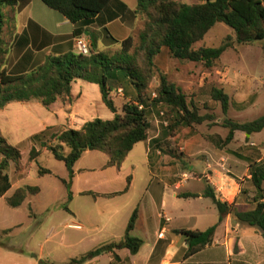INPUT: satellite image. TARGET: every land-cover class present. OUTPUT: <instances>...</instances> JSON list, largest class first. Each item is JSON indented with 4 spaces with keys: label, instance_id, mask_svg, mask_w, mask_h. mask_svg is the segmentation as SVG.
<instances>
[{
    "label": "trees",
    "instance_id": "obj_1",
    "mask_svg": "<svg viewBox=\"0 0 264 264\" xmlns=\"http://www.w3.org/2000/svg\"><path fill=\"white\" fill-rule=\"evenodd\" d=\"M25 0H0V110L14 102L29 103L38 101L50 110L58 102L70 101L72 86L78 80L99 86L102 102L114 114L112 120L95 118L87 121L80 129H66L54 134L53 144L44 143L52 127L31 137V141L41 142L42 146L54 158L64 163L70 180L61 179L67 189L68 202L62 207L69 212L68 203L73 198L71 184L74 178V166L88 151H99L109 158L107 167L121 169L134 147L148 140L150 121L149 112L162 106L169 119L167 131L172 136L182 128L193 129L209 121L208 115H201L200 109L175 84L168 75L161 72L156 59L166 48L177 60L203 63L212 68L230 47L224 43L218 48L194 46L201 42L217 24H224L233 31L240 45L264 43V0H206L200 4H187L183 0H138L135 15L144 20L143 28L126 40L120 42L108 35L111 45H119L115 53L94 51L88 56L67 53L60 56H48L46 61L29 70L19 71L17 67L8 69V54L15 41L17 9ZM50 9L62 14L74 25H90L102 14L113 0H40ZM83 35L76 30L75 38ZM158 76L160 87L158 96L152 99L147 90L152 77ZM128 82L136 92L134 101L125 103L119 113L111 94ZM211 97L221 104L225 115L230 109V98L222 89L214 88ZM229 133L225 144H231L237 132L248 137L264 131V115L250 122L240 123L225 120ZM165 155L172 152L159 146ZM233 152V151H232ZM237 158L246 162L249 168V182L255 194L250 209H241L240 198L233 204L222 202L215 191L207 185L203 197L211 199L219 212L218 223L206 231H178L188 245L187 256H193L200 250L210 247L219 224L226 216H231L239 225L255 228L264 238V156L244 155L233 152ZM41 150L35 146L29 153V161L37 160ZM22 160L21 151L10 144L0 129V197H4L12 188L9 170L12 165L19 170ZM41 176L52 171L40 168ZM131 177L126 188L119 193L98 194L90 192L93 198H114L129 191ZM40 188L25 186L16 190L7 199L11 208H19L29 196H36ZM244 194L247 195V192ZM184 198H198L197 193L183 195ZM138 218L136 209L128 223L124 240L120 246L131 254L139 252L143 245L141 239L131 236ZM115 244L104 245L88 252L70 264H85L104 254L113 253Z\"/></svg>",
    "mask_w": 264,
    "mask_h": 264
},
{
    "label": "crops",
    "instance_id": "obj_2",
    "mask_svg": "<svg viewBox=\"0 0 264 264\" xmlns=\"http://www.w3.org/2000/svg\"><path fill=\"white\" fill-rule=\"evenodd\" d=\"M137 6L138 0H113L109 7L90 25L84 26L82 23L72 24L62 14L50 9L40 0H25L17 9V28L15 41L8 54V69L12 70L17 67L21 72L43 64L50 55L77 53L74 36L76 30L83 31L82 36L89 40L94 51L116 50L120 46L111 45L107 33L122 42L138 31L141 19L134 14ZM79 81L81 80L72 86L71 102L66 101V105L72 112L67 114L63 112L64 110L58 109L63 112V115L60 116L54 109L55 118L63 117L73 126L78 125L76 129H80L87 122L82 120L77 124L75 121L77 119L75 110L77 101L83 99L84 95ZM75 86L82 89L81 92L77 93ZM133 93L130 90L129 95ZM58 102L63 105L62 100ZM58 107H61L60 104ZM155 124H158L157 120ZM53 125L50 122L44 124L40 132ZM155 126H157L156 129L151 125L148 140L134 147L121 169L108 168L106 166L109 161L108 156L99 151L86 152L75 164L74 178L71 184L73 198L68 203L69 212H67L74 217L72 226L75 231L67 239L66 248L70 251L68 258H65L68 259L67 261L65 259L57 261L53 258L58 254L56 251H59V247L64 245L62 241L52 240L55 245L54 251L47 252L43 247L35 248L31 244L25 249H21L3 239L0 241V264H70L72 260L79 259L88 252L110 244L116 245L113 253L101 255L85 264H234L236 254L239 257V260L235 261L237 264H264V242L261 239V234L255 228L239 225L231 216H226L219 224L214 242L210 247L200 250L193 256H187L188 245L178 231H206L218 223L219 212L214 204L209 207L205 203L206 200H211L202 196L207 186L205 187L201 183L196 191L184 190L187 185L185 181L174 179L176 173L171 165L170 157L159 148L160 145L164 148L161 129L159 125ZM212 154L215 155L214 152ZM91 157L93 159H90ZM89 160L94 161L95 164ZM218 165L222 171L210 166L211 171L208 173L205 171L201 180L206 178L207 185L215 191L220 201L233 204L243 187L247 186L253 189L249 182V168L246 162L239 158L230 160L227 157H222ZM94 167H99V171L103 173L110 169L116 170L117 175L114 174L113 178L107 174V176H103V179H108L109 185L119 183L118 187H121L118 190L94 191L95 193L122 192L127 186L128 177H131L129 191L114 198H93L88 194L93 192L91 184L87 180L81 181L80 176L97 172L98 170ZM126 169H128V173L125 175V182L121 184V177L118 174ZM23 170L18 171L20 177L26 173ZM223 171L231 172L232 176H228ZM144 172L147 175H144ZM52 173L54 172L52 171ZM243 177L244 179H242ZM22 187L13 190L12 184L11 190L4 197H0V210L6 214L4 220L2 219L6 221L3 224H8L2 226L0 221V237L12 235V229L20 227L17 225L19 222L16 221L15 214L8 212L6 208H11L7 204V199ZM31 187L40 188L39 194L29 196L22 206L12 208L13 210H18L25 204H29V208H32L30 201L41 197L42 188L40 186ZM189 193H197L200 197H183ZM81 197H89L94 206L105 202V206L101 209H107V211L98 209L90 212L89 201H85L87 207L84 206L85 202H77ZM195 201L199 204V210L191 211L189 207L191 208ZM136 209L138 218L131 236L141 239L143 245L139 252L133 255L128 249L122 248L120 243L124 240L128 223ZM235 232L240 233L241 236L237 253L233 243ZM36 235L35 231L29 239L34 240ZM249 252H252L251 257Z\"/></svg>",
    "mask_w": 264,
    "mask_h": 264
},
{
    "label": "rangeland",
    "instance_id": "obj_3",
    "mask_svg": "<svg viewBox=\"0 0 264 264\" xmlns=\"http://www.w3.org/2000/svg\"><path fill=\"white\" fill-rule=\"evenodd\" d=\"M205 1L183 0L184 3L192 5L204 3ZM140 21V28L142 29L144 20L141 18ZM224 43H229L230 47L212 68L206 67L203 63L174 59L166 48L162 50L156 59L157 68L168 75L170 82L181 89L189 101H193L196 104L200 109L201 115L210 117V120L203 125L195 126L193 129L182 128L171 136L167 131L169 119L168 117L166 118V114L165 116L161 115V113H165L163 107L159 106L149 112L150 125L155 129L157 128L155 125H159L161 129V135L164 138V149L168 153L172 152L171 155L175 156V158H172V156L167 155L170 157L173 169H175L176 177L174 179L185 181L187 184L184 190L196 191L201 183L206 187V178L204 177L201 180L203 173L211 171L210 166L220 169L218 164H220L222 157H227L230 160L237 159L233 152H239L244 155L257 154L261 155V157L264 156V131L248 137V140L244 133L237 132L234 141L226 145L225 139L229 129L225 128L224 124L226 119L245 123L254 121L264 115V43L240 45L236 42L233 31L230 28L224 24H217L201 42L194 46V49L218 48ZM117 48L116 50L110 49L107 53L118 52L120 47ZM78 83L79 86H82L83 90H81L84 95L83 99L77 101V109H75L77 112L76 123L79 124L82 120L90 121L95 118L112 120L114 114L102 102L99 87L82 81ZM159 87L158 76L152 77L147 90L148 95L152 99L158 96ZM214 88L224 90L230 98V109L227 115L223 113L221 104L215 102L211 97ZM120 89H123L122 93H118L119 90H116L111 94V97L115 99L119 113L122 112L125 103L134 101L136 98L135 89L128 82L124 81V86H120ZM81 90L78 86H75L77 93L81 92ZM130 90L134 92L132 95H129ZM59 104L60 108L58 107ZM66 104V101H63V105L58 102L48 110L38 101L29 103L14 102L5 109L0 110V129L2 133L10 144L16 146L22 154L19 170H16L15 166H11L9 170L13 190L27 185L40 186L43 190L40 198L30 201L32 208H29V204H25L18 210L6 208L8 212L15 214L16 221L19 222L17 225H20V227L13 228L12 235L0 237V241L4 239L7 243L19 246L21 249H25L26 246L31 244L35 248L43 247L47 252L54 251L55 245L52 240L62 241L64 245L59 247V251H56L58 254L53 257L57 261L64 260L70 255L69 249L66 248L67 239L75 231L72 226L74 217L62 208V205L68 202V192L61 179L69 181V172L64 163L57 161L42 146L41 142H32L31 137L39 133L43 129L44 124H49L50 122L54 125L44 139V143L50 145L54 143V138L52 137L54 134L66 129L78 128V125L76 127L73 126L70 121H65L63 117L55 118L54 109L58 111L57 113L60 116L63 115V112L67 114L72 112ZM58 109L64 111L61 112ZM156 120L158 124H155ZM33 146L41 150L42 154L37 160L30 162L29 153ZM90 159L93 158L91 157ZM89 162L95 164L94 161L89 160ZM40 168L50 169L54 173L41 176L39 174ZM94 168L98 171L93 174L80 176L81 181L87 180L91 184L93 193H95L94 191H109L121 188L118 187V185L120 186L119 183L109 185L108 179H103V176H107V174L113 178L114 174L117 175L116 170L110 169L103 173L99 171V167ZM22 170L26 173L20 177L18 171ZM146 172H144V175H147ZM127 173L128 169L118 174L121 177V184L125 182ZM223 173L232 176L231 172L223 171ZM245 192H247V195L244 194ZM254 194V188L247 186L242 188L238 194L241 209H250L252 207ZM85 201L90 202V207H88L90 212L98 209L99 211H107V209H101L105 206V202L94 206L91 204L89 197H81L77 200L79 203ZM205 203L209 207L213 206L211 200H206ZM86 204L85 202V207H87ZM194 204L189 209L198 211L199 204ZM5 217L6 214L0 210V221L2 224L6 222L3 221ZM9 224L11 223L9 222ZM7 225L3 224L2 226ZM35 231L37 232L35 239H29ZM240 238V233L235 232L233 243L236 253L239 251ZM261 239L264 242V238L262 237ZM31 240H33L32 243H30ZM251 255L252 252H249L250 257ZM65 260L67 261L68 259ZM238 260L239 257L236 254L234 264H237Z\"/></svg>",
    "mask_w": 264,
    "mask_h": 264
},
{
    "label": "built area",
    "instance_id": "obj_4",
    "mask_svg": "<svg viewBox=\"0 0 264 264\" xmlns=\"http://www.w3.org/2000/svg\"><path fill=\"white\" fill-rule=\"evenodd\" d=\"M75 49H76L77 54L88 56L91 54L92 46L87 38L80 36V37H76L75 39ZM122 92H123V89H119L118 93H122ZM161 115L163 116L164 113H161Z\"/></svg>",
    "mask_w": 264,
    "mask_h": 264
}]
</instances>
